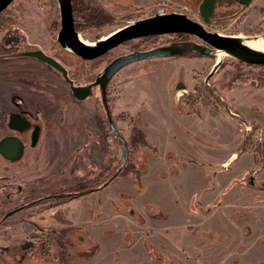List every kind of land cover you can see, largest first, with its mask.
Segmentation results:
<instances>
[{
	"label": "rangeland",
	"instance_id": "1",
	"mask_svg": "<svg viewBox=\"0 0 264 264\" xmlns=\"http://www.w3.org/2000/svg\"><path fill=\"white\" fill-rule=\"evenodd\" d=\"M199 1L85 0L82 8L77 6L74 21L76 27H84L77 31L79 36L95 42L130 21L150 16L159 10L165 13H183L200 21L197 12ZM5 9L3 11L6 21L0 28V90L4 87V80L8 86L29 84L22 90L24 104L39 109L40 115L37 118L43 119V129L38 146L34 150L28 149L20 161H5L0 157V212H8L9 207L30 198L24 197L34 196L36 190L40 193L53 192L65 188L67 183L89 179L100 171L104 179L111 176L112 181L114 178L113 182L109 187L107 184L110 183H107L104 190H99L102 193L99 196L101 200L99 203L98 201L94 203L93 198L89 197L96 192L82 199L83 208L87 214L92 212L91 215L101 212L108 217L113 210L118 211L117 213L122 212L123 215L120 219L117 217L109 221L112 226L116 223L118 226L113 227L114 236L101 238L103 250L99 256L92 259L89 254H84V258L79 260L78 264H111L113 259H121L122 264H134L136 258L140 259L141 264L145 261L149 263L142 249L143 245L130 242L133 233L131 226L137 217L132 212L133 207L148 213L150 208L144 202L149 199L159 201L164 216L156 220L152 218L153 221L147 222L152 232L147 229L151 238L145 241L146 246L149 242L156 249L163 246L164 240L172 241V245L179 242L168 250L170 255L179 260L183 259L184 264H192L194 259H200L201 264H206L203 259L206 257V253H203L208 237L206 231L204 230L201 240L197 237L201 228H214L213 234L217 236L211 235L210 238L216 240V243L209 244L210 246L219 245L217 242L219 235L224 233L229 239L225 245L223 243L224 249L232 250L237 245L247 246L253 243L256 245V251L252 250L247 254L244 261H253L257 253H263L264 246L260 244L263 234L259 230H263L264 233V224L260 216L257 219L260 228L257 230L252 223L250 224V215L246 213L249 211L235 210L229 212L230 215L227 214L235 202L227 199L228 203L223 205L222 211L220 209L214 211V207L220 202L221 204L226 202V198L220 195L221 190L231 175L236 177L239 168H249L250 174H253L255 168H264V102L257 99L253 92L254 87L258 88V85L264 84V65H250L228 54H221L219 60L221 64L207 82L204 78L215 63V54L213 58L199 55L159 57L133 62L134 66H124L123 70L113 76L108 87L109 106L129 150L127 163L121 167L122 143L108 133L105 118L103 119L105 113L98 101L99 91H92L81 101L75 99L70 96L69 86L60 73L48 70L35 58L19 53L41 50L53 52L67 63L66 67L70 70L71 77L78 81H87L106 61L119 53L129 49L182 46L183 43L177 41L186 40L190 35L162 34L129 40L126 46L111 49L97 60L84 64L80 63L79 58L65 54L54 41L60 26L57 0H13ZM206 28L222 35L238 36L248 44H255L261 39L264 41L262 38L264 0H254L247 8L235 3L219 4L212 25ZM253 37L258 40H252ZM195 41L198 42L197 39ZM184 48L187 49L186 46ZM146 68L148 70L142 72ZM128 73L131 77H127ZM121 78L130 91L137 90L132 92L136 97L139 95L137 113H134V108L130 111L127 107L119 106ZM182 86L184 90L180 89ZM259 94L264 98V91ZM228 105L233 106L232 108L238 110L242 116L238 113L237 117L229 114L227 118L221 117L220 115L225 113L217 110H224L229 107ZM177 107H180V110ZM2 109L4 108L0 106V115ZM46 116L52 118H44ZM191 131L207 138H202L204 143L196 141V144L203 145L211 151L209 156H203L205 159L197 152L191 154L186 148L188 143L194 142L188 139ZM228 132L237 133L238 138L235 142L228 143L227 147L229 149L233 147L234 150L238 149L245 154L240 155L239 159L223 171L226 174L217 175L216 181L212 177L207 188L192 186L186 189L187 177L199 176L202 169L208 166V163H204L205 160L211 162L214 170L225 169L221 167L219 161V157L225 153L211 145L210 139L219 138L218 145L219 142H229L226 135ZM2 133L4 132L0 129V135ZM78 137L80 141L77 140ZM172 143L174 149L171 148ZM178 145L182 149L178 148ZM168 146L170 148H167ZM81 148L86 150L80 151ZM254 150L255 155L258 150L263 153L259 155L258 162L252 158L255 166L253 169L252 166L249 167L251 163L247 158V152L253 154ZM216 162L217 167L214 165ZM188 164L193 165L195 169L182 172ZM119 168L123 169L117 174L116 169ZM180 172L183 175L177 177ZM225 176L228 178L223 182ZM248 178L249 174L244 180L248 182ZM200 179L202 180L201 176ZM242 179L239 177L232 182L242 183ZM108 181L111 182L110 178ZM17 186H20V190H17ZM231 187L233 186L227 188L233 192L234 189ZM248 187L250 190V186ZM242 189L244 188L242 187L240 191ZM191 190H195V196H190L186 201L183 193H189ZM203 190H207L205 198L200 195ZM111 194H115L114 199L117 202L113 210L109 204L102 203L104 197ZM189 200L193 203L191 213H187L183 208L188 207ZM206 200L213 203L207 204L204 208ZM89 204L92 205L91 208ZM252 204H259V208H264V191L257 193L255 203ZM209 206L211 215L207 219L199 217ZM246 209L253 210V207ZM236 215L238 217H235ZM247 226L250 233L245 234ZM102 231L100 229V232ZM2 233L0 230V241L5 238ZM31 235L29 232L26 238L31 239ZM8 238L9 250L20 252L25 243L23 238L21 236ZM83 241L89 240L86 238ZM71 243L73 246L79 243L92 252L91 248L85 247L84 242L77 241L75 236H71ZM88 246H91L90 241ZM73 249L76 250L74 247ZM214 254L215 252H212L211 264L217 263L213 261ZM220 254L219 252L215 254L218 261ZM34 256L35 260L39 258L38 255ZM232 259H228L227 264L232 262ZM44 264H53V259L48 258Z\"/></svg>",
	"mask_w": 264,
	"mask_h": 264
},
{
	"label": "crops",
	"instance_id": "2",
	"mask_svg": "<svg viewBox=\"0 0 264 264\" xmlns=\"http://www.w3.org/2000/svg\"><path fill=\"white\" fill-rule=\"evenodd\" d=\"M137 62H139V61H136L134 63H137ZM134 63H132L131 65L128 64V66H134ZM154 67L157 68V66H154ZM121 70H123V69H121ZM147 70H148V68L142 70V72L143 71L145 72ZM129 76L131 77V75L128 73L127 77H129ZM125 78L126 77H124V79ZM121 79H122V88L120 89V93H118V95H119L118 103L120 104L119 106H120V108L127 107V108H129L130 111H133L132 108H134V113H137L138 112L137 109L139 107V105L137 106V103H138L137 100H138L139 95H138V97H136V95L132 93L134 91L137 92V90L130 91L127 88L123 78H121ZM254 88H255L253 90L254 96L257 99H259L260 101L264 102V98L259 94V93H262L264 91V86H261V87L258 86V88L257 87H254ZM126 95H127V97H126ZM123 100L125 101L124 103H123ZM174 105H175V103H174ZM263 105H264V103H263ZM228 106H229L228 108L230 109V111L227 110L225 114H221L220 116L221 117L224 116L227 118V116L229 114L232 117H234V116L237 117V114L239 113L238 110H234L232 108L233 106H231V105H228ZM175 107H176V105H175ZM239 115H241V114L239 113ZM232 133L233 132H228V134H226L228 136L229 142H225V143L219 142V145H218L219 138H218V140L216 137H212L210 139V141L212 142L211 145L215 146L217 148V150L222 151V153H225L223 156L219 157L220 158L219 161H221L220 165H221V167H225V169L214 170V168L212 169V167L210 165L211 162L209 160H205L204 163H208V166H205L202 169L199 176H197V177L190 176L189 178L187 177V180H185L187 182L186 189H189L192 186H195L194 188H197V187L207 188L211 184V181H212L211 178L212 177L215 180L217 175L226 174V172H223V171L227 170L234 161L239 159L240 155L245 154V152L241 153V151L238 149L234 150L233 147H231L230 149H229V147H227L228 143L235 142L238 138L237 133L236 134L233 133L234 137H232ZM190 136L188 137V139L190 141L191 140L194 141V142H190L186 145V148L190 151V153L192 154L193 152H197L200 154L201 157H203L204 155L209 156V153H211V151L209 149H208L209 150L208 151L207 148L203 147V145L196 144L197 140L204 143L202 138H204V139H207V138L202 136L201 134L195 132V131H191ZM221 140L225 141L226 139H221ZM260 140H261V138H260ZM173 144L174 143L171 144L172 149H174ZM179 147H180V145H178V148ZM167 148H170V146H168ZM180 148L182 149V147H180ZM238 153H240V154H238ZM247 154H248L247 158L250 159V163L252 164V165L249 164V167L252 166L254 169L255 166L253 165V161H252V158H254V156L252 153H249V152H247ZM217 164H218V162H216L214 164L215 167H217ZM194 169L195 168L193 167V165L188 164V166H186V167H184V169H182V172L194 170ZM198 169H199V167H198ZM211 171H213V172L210 175ZM249 171H250L249 168H239L238 172L236 174L237 178L234 175H231L229 178H228V176H225L224 180L222 179L224 182L228 178L224 188L221 190V193H220V195H222L226 198V202H224L223 204H221V202L219 204H217V206L214 207V211H217L219 209L222 211L223 205L228 203V200H231V201L235 202V204L233 206H231V208L228 210L227 214L230 215V213H232L235 210L242 211V212L243 211H245V212L249 211V213L248 212H246V213L250 215V218H251L250 224L252 223L251 225H254L255 228L258 230L260 228L259 224L257 223L258 216H260L262 218L263 224H264V208H259V206H260L259 204H252V203H255V198L257 196V193L259 191L260 192L264 191V187L262 186V183H264V168H255L254 169L253 174H251L253 176V181H254L253 185H251L249 183V178H248V182H246L244 180V178H246V176H248ZM181 175H183V174L180 172V174H178L177 177H181ZM200 176L202 177V180L200 179ZM239 177L243 178L242 183H240V182L239 183H236V182L233 183L232 182L235 179H238ZM163 178L161 179V181L163 180ZM113 179L111 182H109L110 184H107L108 187L113 182ZM167 179H168V177H167ZM170 181L172 183L174 182V180H170ZM197 182H199V184H197ZM221 184L223 185V183H221ZM107 185L102 187L100 190H104ZM230 186H233V187H231L234 189L233 192L230 190V188L229 189L227 188ZM248 186H250V190H249ZM242 187L244 189H242L240 191V189ZM251 187L252 188L254 187V189H252ZM255 187H259L262 189H255ZM183 191H185V190H183ZM252 191H254V192H252ZM100 194L102 195V193L100 191H97L95 195H91L89 197L93 198L94 203H95V201L96 202L98 201L97 203H99L101 201L99 198ZM183 194L185 196V200L188 201L190 196H192V197L195 196V190L194 191L191 190L189 193L184 192ZM206 194H207V190H205V191L203 190L200 195L205 198ZM114 197H115V194H111V196L104 197L102 203H106V205L109 204L111 209L113 210L115 208L116 203H117L115 201ZM81 201H82V199H80V198L75 199L74 201L70 202V204L68 206V208H71V210L69 211L67 208V212L69 214H71L70 217H72V221H73L70 226L71 227H76V226L83 227V229L86 233L85 235L87 236V239L90 241L91 246H93V248L95 247L97 252L92 253V252H90L89 249L88 250L85 249L84 251L86 252V254H89L90 258L92 257V259H95L99 256V254L103 250V248L101 247V238L111 237V236L115 235L113 227H116L115 225L118 226V223H116L115 225L112 226L109 221L111 219H116L117 217H118V219H120L121 218L120 216L123 215V213L122 212L117 213L118 211L114 212V210H113V213H111L110 216H108V217H106V215L102 214L101 212H99L97 215H94V214L91 215L92 212L87 214V211L83 208L84 204H82ZM186 201L183 200L184 203ZM144 203H147L148 204L147 206H149V208H150L148 210L149 211L148 213L141 212L140 210H138L137 207H133L132 212L135 213V215L137 217L135 220L136 222H133V225L131 226V230L133 231V233L131 235V240H130L131 243L137 242L138 244L140 243L143 245L142 249L145 251V253H146L145 257H148V262H149V263H146V261H145V262H143V264H184L183 259L178 260L177 258H174L172 255H170L168 253V250L169 249L171 250V248H173L174 245H178L179 242L172 245V241L164 240L163 246H158V248H156V249L154 247H152V245L149 242H148V245L146 246L145 241L147 239L151 238V235H149V232L147 231V229H149L150 232H152L150 227H148L147 222H151L153 220H156L159 217H162L164 215H163V210H162V207H161L159 201H153L152 199H149V200H147V202H144ZM200 203H203V201H200ZM210 203H213V202L211 200L204 201V208L207 207V204H210ZM91 204H92V202H91ZM192 205H193L192 200H189L188 207L185 208L183 206V208L185 210H187V213H191ZM250 206H251V208L253 207V210L246 209V207H250ZM91 207H92V205H90V208ZM209 208H211V206H209L208 209L203 214L199 215V217H204V219H207L208 216L211 215V212H210L211 209L209 210ZM196 217H198V216H196ZM235 217H238V216L236 215ZM152 218H153V220H152ZM20 227H18L16 225H10V226H4V227L1 226L0 227V230L3 232L2 234L5 235V238L0 241V248L6 249L5 252L8 255V257L10 258L9 264H15L18 262V261L16 262V261L12 260L13 256L17 255L18 252L16 253L15 251L9 250L8 247L10 246V244H8L9 243L8 237L21 236L23 239L24 238L27 239L26 241L24 239L25 243H27V242L32 241L31 239L26 238V236L29 232H31L32 235H37V229L33 226H28V225L24 224L23 227H21V228ZM162 227L163 226H161V228ZM100 229L103 231L100 232ZM204 230L206 231L207 234H210V235L206 234V236H208V237H207V240L205 241L206 246H205V249L203 251V253H206V257L204 256V258H203L204 261H206V264H211L212 252L221 253L219 255V261L216 260V258H217V255L215 256L216 253L213 255L215 257V259H213V261H217L216 264H227L228 259H232L233 257L234 258L232 259V262H230L229 264H253V263L264 264V251L262 249L261 250L263 251V253H261V254L257 253L255 255L256 259H253V261L252 260L247 261V262L244 261V257L247 254L252 252V250L256 251V245L254 243L247 245V246L237 245L232 250H230L229 248L224 249L225 242L227 243L229 241V239L223 233V234L219 235V238L217 241L219 243V245L210 246L209 244H213L216 241V240H214V241L211 240L210 236L211 235L217 236V235L213 234L214 228H206V229L201 228L199 233H198V235H199L197 237L198 239H200V240L202 239V234H203ZM259 232L263 234L260 244H262L264 246L263 230L260 229ZM244 233L245 234L250 233L249 226H247V228H245ZM88 242H85L86 245H88ZM223 243H224V245H223ZM221 244H222V246H221ZM236 244L237 243H235V245ZM196 248L199 249V247L197 245H196ZM259 258H260V260H259ZM191 263L192 264H201L202 262L200 259H198V260L194 259ZM111 264H122L121 259H119V260L113 259V262ZM134 264H141L140 259L136 258V260L134 261Z\"/></svg>",
	"mask_w": 264,
	"mask_h": 264
},
{
	"label": "flooded vegetation",
	"instance_id": "3",
	"mask_svg": "<svg viewBox=\"0 0 264 264\" xmlns=\"http://www.w3.org/2000/svg\"><path fill=\"white\" fill-rule=\"evenodd\" d=\"M81 39L83 40V38ZM195 39H196L195 37L190 36V38L186 40L180 39L177 41V42L183 43L184 47L186 46L187 48L184 51L183 55L188 56L190 53H195V52H192L191 49L192 47H194V44L200 43L198 39H197L198 42H196ZM54 41L56 44L58 43L56 38L54 39ZM86 41H89V40H86ZM128 42L129 41H126L116 46L115 48L119 46H124V45L126 46ZM145 49H140V50H145ZM63 50L65 54H68V56L70 57L79 58L80 63H84V64H88L89 62H93L97 60L98 58H100V57H97L94 59L86 60V59H82L79 56L73 54L70 50H65V49ZM134 50H137V49H129L126 52L119 53L113 56L111 59H113L116 56L132 52ZM42 52L46 54L47 56H50L57 62H59L65 68L66 76H64L62 71L55 69L49 63L42 61L36 57H33V56L31 57L35 58L39 63H41L44 68L54 71L55 73L56 71L60 73L64 82L68 84L69 89H70L69 80L72 82L74 86H85V85L92 83L96 75L101 73L104 70L105 65L109 61H111V59L106 61V63L95 73V75L90 80L78 81V80H75L73 77H71L70 70L66 67L67 63L62 58H60L57 54L53 52H45L44 50ZM19 54L23 56H30L27 54V52H21ZM2 59L6 60L8 58H2ZM3 62H6V61H3ZM110 81L108 82L106 86L104 100L102 99L103 95H102L99 85L92 86L91 92L95 90L99 91L98 101H99V104L103 112L105 113L103 119L105 118V123L108 129V133L112 134L115 138L119 140V142L122 143L121 139L118 138L116 136V133L113 131L115 129L121 134L120 129L117 128L116 126L114 117L112 115L113 114L112 110L109 106L110 102L108 99V96H109L108 87L110 86L109 85ZM28 85L29 84H22V85L15 84V85L8 86L7 81L4 80V87L2 90H0V106L4 108L1 110L2 114L0 115V121H1L0 129L4 133L0 135V139L7 135H14L23 141L24 143L23 155L18 161H20L23 158V156L25 155L28 149L34 150L38 146V143L41 139L42 129H43L42 128L43 119L37 118L40 115L39 109L35 108L34 106L30 107L24 104L25 100H24V94L22 90L24 86L26 87ZM34 87H36V85H34ZM70 96L73 97L71 91H70ZM44 118L51 119L52 117L46 116ZM110 122L112 123L113 127L110 125ZM34 131L38 133V141L36 142L34 146H31L30 137H31L32 132ZM132 134H135V133H132ZM77 140L80 141V137H78ZM81 150L83 151L86 149L81 148L80 151ZM4 160L10 161L7 159H4ZM18 161H15V162H18ZM119 171H120V168L116 169L117 174ZM115 174H113V176ZM103 176L100 174V171H99V173L97 172L93 177H90L89 179L87 178L85 180H80L76 183H72V182L70 184L67 183L65 184L66 185L65 188H62V189L60 188L53 192L40 193L39 190L38 191L36 190L33 194L34 196L30 195V196L24 197V198H27V197H30V198L24 199V201H22L21 203L9 207L8 212H5V211L0 212V227L10 226V225H16L18 227L20 226L23 227V225L25 224L28 226H33L37 229V235H31L32 241L27 242L26 244L23 243L22 250L18 252L17 255L13 256L14 259L12 258V260L16 262L18 261L17 263L15 262L14 263L15 264H44L45 261L48 258H50V259H53V264H78V261L84 258V254H86V252L84 251L85 249L84 246L79 243L78 244L75 243L73 246V244L71 243V236H75V239L79 242L82 241V243L83 242L85 243L88 241H83L87 238L83 227H80V226L71 227L70 226L73 221H72V217H70L71 214L67 212V208L70 202L74 201L75 199H78V198L84 199L88 196V194L99 191L102 187H104L107 183H109L108 181L109 178L111 181V176L105 179ZM17 190H20V186H17ZM16 198H19V197H16ZM207 235H210V234H207ZM26 240L27 239H25V241ZM73 247L76 249L75 251ZM85 247L93 249V246L89 247L88 245H86V243H85ZM5 250L6 249L0 248V264H9L10 258L6 254ZM34 255H38L39 258L35 260Z\"/></svg>",
	"mask_w": 264,
	"mask_h": 264
},
{
	"label": "water",
	"instance_id": "4",
	"mask_svg": "<svg viewBox=\"0 0 264 264\" xmlns=\"http://www.w3.org/2000/svg\"><path fill=\"white\" fill-rule=\"evenodd\" d=\"M12 1L0 0V13ZM253 2L254 0H200L197 8L200 21L194 20L183 13H164L159 10L150 16L130 21L128 24L115 29L108 35L100 37L92 44H89L80 38L79 33L75 29L71 0H57L60 26L56 40L61 48L70 50L82 59L90 60L101 57L109 50L129 40L162 34L182 33L199 40L200 43H196L192 47L193 51L199 56L213 58L215 51H223L240 62L250 65H264V51L248 46L238 36L222 35L206 28V26L212 25L216 14V7L219 4L230 5L237 3L242 8H247ZM262 38H264V35ZM184 51V47L182 46L166 45L145 50H134L116 56L105 65L101 73L96 75L92 83L85 86H74L69 80L70 91L75 99L83 100L91 94L92 86L99 85L103 95L102 99L104 100L108 82L124 66L146 59L180 56L183 55ZM27 54L49 63L55 69L62 71L64 76H66L65 68L42 51L27 52ZM220 64L221 61H215L204 78L205 82L208 81ZM180 89L184 90L183 86ZM226 110L230 111L229 108H226ZM110 125L112 126L111 122ZM113 131L122 141L123 163L121 167H124L127 163L129 150L124 137L117 130L114 129ZM30 139V145L34 146L38 141V133L36 131L32 132ZM23 149V141L14 135H7L0 139V156L4 159L18 161L23 155ZM249 183L251 185L254 184L252 175H249ZM262 186L264 187V183H262Z\"/></svg>",
	"mask_w": 264,
	"mask_h": 264
},
{
	"label": "trees",
	"instance_id": "5",
	"mask_svg": "<svg viewBox=\"0 0 264 264\" xmlns=\"http://www.w3.org/2000/svg\"><path fill=\"white\" fill-rule=\"evenodd\" d=\"M85 0H71V2H72V10H73V15H74V12H77L78 10V8H77V6H80L79 8H82L83 7V5H84V2ZM236 5H238L237 3H235ZM92 10V9H91ZM4 11H6V9L4 10ZM4 11H2L1 13H0V28H2L3 27V25H4V23H5V21H6V19H5V15H4ZM74 17H75V15H74ZM76 25V24H75ZM75 29H76V31H79V30H81V29H84V27H76L75 26ZM194 55H197L196 53H190L188 56H194ZM258 86H264V84H260V85H258ZM178 108V107H177ZM178 110H180V107L178 108ZM218 112H223V113H226V109H224V110H220V109H218L217 110ZM256 129V128H255ZM254 149H255V147H254ZM261 149V148H260ZM259 149V150H260ZM258 150V151H259ZM263 150V149H262ZM257 151V154L255 155V150L254 151H252L253 152V156H254V159H255V161L256 162H258V160H259V155H261L262 153H263V151L262 152H258ZM123 169V168H122ZM122 169H120V173H121V170ZM249 175H251L250 173H249ZM107 181V180H106ZM94 252H96V249H95V247L92 249V253H94Z\"/></svg>",
	"mask_w": 264,
	"mask_h": 264
},
{
	"label": "bare ground",
	"instance_id": "6",
	"mask_svg": "<svg viewBox=\"0 0 264 264\" xmlns=\"http://www.w3.org/2000/svg\"><path fill=\"white\" fill-rule=\"evenodd\" d=\"M252 40H258V38H256V37H253V38H251ZM84 40V39H83ZM86 43H89V44H92L93 42L92 41H86V40H84ZM244 43H246V42H244ZM248 46H250V47H252V48H254V49H258V50H262V51H264V41L261 39V40H259L258 42H256L255 44H248V43H246ZM221 54H225L226 55V53L225 52H223V51H215V61H219L221 58L219 57V56H221Z\"/></svg>",
	"mask_w": 264,
	"mask_h": 264
},
{
	"label": "built area",
	"instance_id": "7",
	"mask_svg": "<svg viewBox=\"0 0 264 264\" xmlns=\"http://www.w3.org/2000/svg\"><path fill=\"white\" fill-rule=\"evenodd\" d=\"M245 127H248V126H245ZM249 128H250V126H249Z\"/></svg>",
	"mask_w": 264,
	"mask_h": 264
}]
</instances>
